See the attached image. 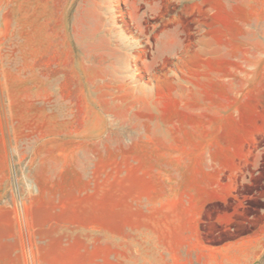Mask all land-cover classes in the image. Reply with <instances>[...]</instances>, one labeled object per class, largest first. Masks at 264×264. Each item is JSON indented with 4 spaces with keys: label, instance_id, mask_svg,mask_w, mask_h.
<instances>
[{
    "label": "rangeland",
    "instance_id": "374dc122",
    "mask_svg": "<svg viewBox=\"0 0 264 264\" xmlns=\"http://www.w3.org/2000/svg\"><path fill=\"white\" fill-rule=\"evenodd\" d=\"M240 15L0 0V264H132L139 222L181 200H203V243L251 238L264 264V21L240 51ZM212 103L241 114L202 115Z\"/></svg>",
    "mask_w": 264,
    "mask_h": 264
},
{
    "label": "crops",
    "instance_id": "0c3cea01",
    "mask_svg": "<svg viewBox=\"0 0 264 264\" xmlns=\"http://www.w3.org/2000/svg\"><path fill=\"white\" fill-rule=\"evenodd\" d=\"M205 1V0H202ZM217 2L223 6L227 14L231 10H238L240 16L235 20L243 21L244 28L235 30L233 37L240 51H252V38L260 36L251 28L252 22L264 21V0H206ZM237 7V8H236ZM222 36L229 37L227 31L221 32ZM202 45V47H201ZM241 47H243L241 49ZM205 44L198 41L197 51L204 52ZM230 96L219 102L230 100ZM202 115L212 117H228L240 115L241 110L232 109L227 105L214 107L204 106ZM212 180H219V174H212ZM199 185L204 190L203 179ZM180 197L188 194L183 192ZM201 197H204L202 192ZM201 205L194 206L187 200H181L168 210L149 212L146 221L139 222L138 228H147V253L134 255L132 264H251L252 240L251 238H239L229 240L219 246H208L199 236V225L203 214V200ZM142 260L143 263L139 261Z\"/></svg>",
    "mask_w": 264,
    "mask_h": 264
}]
</instances>
